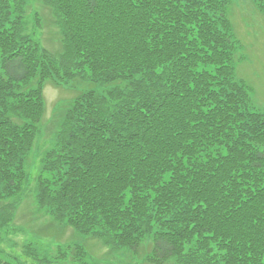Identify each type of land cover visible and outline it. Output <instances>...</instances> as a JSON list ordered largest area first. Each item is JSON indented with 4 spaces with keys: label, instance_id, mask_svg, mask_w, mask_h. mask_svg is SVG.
<instances>
[{
    "label": "trees",
    "instance_id": "trees-1",
    "mask_svg": "<svg viewBox=\"0 0 264 264\" xmlns=\"http://www.w3.org/2000/svg\"><path fill=\"white\" fill-rule=\"evenodd\" d=\"M45 2L57 57L25 32L26 0H0V222L28 185L44 83L85 82L41 158L39 207L131 255L150 241L145 264H264V112L235 76L231 0Z\"/></svg>",
    "mask_w": 264,
    "mask_h": 264
},
{
    "label": "rangeland",
    "instance_id": "rangeland-1",
    "mask_svg": "<svg viewBox=\"0 0 264 264\" xmlns=\"http://www.w3.org/2000/svg\"><path fill=\"white\" fill-rule=\"evenodd\" d=\"M261 3L264 4V0ZM261 3L231 0L227 16L237 40L235 76L249 87L253 104L264 112V6L261 7ZM23 15L29 38L39 48L57 57L64 46L52 7L45 0H26ZM86 86L85 82L67 85H57L51 81L44 83V115L24 164V169L29 173L28 185L20 196L13 220L0 222V264H68L61 255L63 249L65 251L66 247L74 244L81 245L88 254L87 264H144L143 258L151 248L150 241L143 243L140 248L142 252L138 255H131L127 249L112 248L99 237L80 234L71 225L54 220L36 202L41 158L55 140L67 104ZM102 87L98 85L95 89L101 92L97 89ZM4 202L0 201V206ZM69 255L70 249L66 253L67 257Z\"/></svg>",
    "mask_w": 264,
    "mask_h": 264
}]
</instances>
